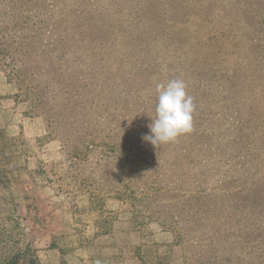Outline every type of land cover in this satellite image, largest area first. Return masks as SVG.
Returning <instances> with one entry per match:
<instances>
[{
  "label": "rangeland",
  "instance_id": "374dc122",
  "mask_svg": "<svg viewBox=\"0 0 264 264\" xmlns=\"http://www.w3.org/2000/svg\"><path fill=\"white\" fill-rule=\"evenodd\" d=\"M172 79L193 131L154 147ZM4 171L40 264H264V0H0Z\"/></svg>",
  "mask_w": 264,
  "mask_h": 264
},
{
  "label": "clouds",
  "instance_id": "9594fccd",
  "mask_svg": "<svg viewBox=\"0 0 264 264\" xmlns=\"http://www.w3.org/2000/svg\"><path fill=\"white\" fill-rule=\"evenodd\" d=\"M157 102L155 118L149 125L150 135L144 140L154 147L175 142L180 136L193 131L194 98L187 93V85L181 79L155 85Z\"/></svg>",
  "mask_w": 264,
  "mask_h": 264
},
{
  "label": "trees",
  "instance_id": "16d2710c",
  "mask_svg": "<svg viewBox=\"0 0 264 264\" xmlns=\"http://www.w3.org/2000/svg\"><path fill=\"white\" fill-rule=\"evenodd\" d=\"M47 72L49 69H43ZM51 85L40 84L43 88L41 91H38L40 98L45 99V103H48L51 99V88L56 87L54 91L55 95H59L61 93V83L57 81H52ZM53 91V92H54ZM51 93V94H50ZM7 172H3L0 178V183L2 185V189L7 188L8 178L6 177ZM8 197L6 195L0 194V206H4V203L8 201ZM4 236V238H1ZM7 236V231H0V250H4V253L0 255V264H40L36 255L30 248L19 249L17 247V243H11L9 240L5 239Z\"/></svg>",
  "mask_w": 264,
  "mask_h": 264
},
{
  "label": "crops",
  "instance_id": "0c3cea01",
  "mask_svg": "<svg viewBox=\"0 0 264 264\" xmlns=\"http://www.w3.org/2000/svg\"><path fill=\"white\" fill-rule=\"evenodd\" d=\"M4 114H7V112H4ZM28 121L30 122L28 125H27V123H25L26 121L22 122V124H23L22 130L24 131L25 136H27V137H39V136L44 134V129H43L42 123H40L39 119H28ZM28 126H29V130H28ZM109 239H110V236H104L101 239L99 238V240H101L103 243L105 242L104 240L108 241ZM107 241L105 243H107ZM108 250H109V248H108ZM120 260L123 261V259H120ZM116 261H118V260H116ZM133 262L136 263V260H133ZM44 264H57V260H55L54 262L46 261V262H44Z\"/></svg>",
  "mask_w": 264,
  "mask_h": 264
}]
</instances>
